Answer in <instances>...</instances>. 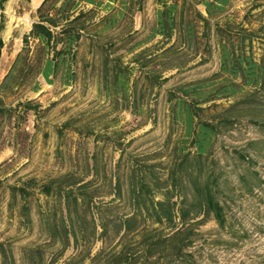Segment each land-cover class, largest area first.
<instances>
[{"label": "trees", "instance_id": "trees-1", "mask_svg": "<svg viewBox=\"0 0 264 264\" xmlns=\"http://www.w3.org/2000/svg\"><path fill=\"white\" fill-rule=\"evenodd\" d=\"M10 1L0 0V63L6 44L2 35L5 6ZM232 1L155 0L154 21L141 39L132 36L136 30L121 39L108 36L122 23L132 25L143 11L144 0H42L35 7L31 27L21 39L22 47L0 81L2 91L26 86L31 80L35 91L40 89V80L53 84L58 79L65 86L71 85L77 79L78 47L85 36L93 38L96 43L92 46L101 52L103 95L114 108L135 115L144 111L146 96L154 86L170 79L168 72L180 70L193 58L198 56L197 63L203 64L216 50L219 68L209 76L177 83L166 91L168 123L175 132L167 139L170 147L166 161L129 155L124 179L117 162L109 178L110 200L99 199L97 177L102 166L96 144L83 155L81 168L38 185L30 177L10 186L11 198L23 200L21 210L27 218L29 197L37 186L54 201L51 216L42 212V223L48 243H60L62 248L50 258H45L41 245L26 248L28 264H57L58 256L69 245L79 251L60 264H85L81 253L90 257V240L109 235L117 238L116 244L102 246L87 264L188 262L196 225L212 217L220 227L226 226V205L221 200L225 171L216 154L218 137L242 119L264 129V17L252 27V9L239 19L237 10L230 11ZM256 14L264 15V9ZM119 40L125 41V52L131 54L127 60L125 54L118 53L123 46L118 45ZM224 101H229L226 106ZM39 108L31 100L18 102L16 118L29 112L37 115ZM71 124V120L65 121L58 134ZM74 130L85 141L93 134L80 127ZM259 142L250 139L242 148L229 151L244 163L238 180L247 192L264 182L252 165L251 152ZM123 154L124 149L118 161ZM74 160L79 166V159ZM116 200L127 203V211L116 212V203L111 205ZM147 222L158 226L150 227ZM164 225L171 231L164 233ZM0 263L15 264L11 249L3 241Z\"/></svg>", "mask_w": 264, "mask_h": 264}, {"label": "rangeland", "instance_id": "rangeland-1", "mask_svg": "<svg viewBox=\"0 0 264 264\" xmlns=\"http://www.w3.org/2000/svg\"><path fill=\"white\" fill-rule=\"evenodd\" d=\"M41 1L7 2L6 24L2 32L6 44L0 63V81L22 47V36L31 27V13ZM155 9V0H144L143 11L135 16L133 24L122 23L108 37L121 39L124 34L136 30L132 36L135 39L144 38L154 21ZM232 9L237 10L236 16L239 19L252 9V27H257L264 15L256 13L264 9V0H233L230 11ZM91 32L95 33L94 30ZM92 39L85 36L80 42L77 79L71 85L65 86L58 79L53 84L40 80V89L35 91L31 80L26 86L0 90V241L11 249L15 264H28L24 255L26 248L41 245L45 247V258H50L51 253L59 252L62 246L60 243H48L42 223V212L51 216L50 207L54 201L40 193L37 186L29 197L27 218L21 210L23 200L11 198V185H20L30 177L38 185L71 169L81 168L83 155L96 144V149L101 151L99 163L102 166L101 174L97 177L98 195L103 202L110 200L112 196L107 194L111 190L109 178L117 162L120 176L124 179L128 173L129 155L137 159L149 156L154 161H166L168 136L175 135L168 123L166 91L177 83L209 76L219 68L216 50L203 64L197 63L198 56L193 58L180 70L168 72L170 79L160 87L154 86L146 96L148 102L144 111L135 115L127 109L114 108L103 95L101 52L97 46H92L96 43ZM155 41L157 39L152 43ZM124 42L118 41V45H123L118 53L125 54L124 59L127 60L131 54H126L127 46H124ZM28 100L39 105V113L35 115L29 112L16 118L17 103ZM228 102L224 101L223 106ZM67 120L72 121L71 128L64 129L62 135H59V127ZM74 127L83 128L84 132L92 131L93 134L85 141L84 136L77 134ZM250 139L261 141L254 146L255 151L251 155L253 167L264 179V129L242 119L233 128L221 133L217 142V158L225 171L222 176L221 200L226 205V226L222 228L212 217L206 218L195 226L196 234L188 249L191 252L190 260L170 264H264V182L252 192H247L245 184L238 180V170L244 169V163L241 164L229 153L242 148ZM122 149L124 154L118 161ZM76 158L80 161L79 166L75 165ZM165 166L163 163L162 167ZM160 197L158 193L157 198ZM115 203L116 212L127 211L128 204L123 200H116L111 205ZM147 225L158 226L150 222ZM163 231L167 233L171 227L164 225ZM117 241L112 235L103 240L91 239L88 243L92 247L90 257L102 246L111 248ZM78 251L79 248L69 245L58 256L57 264L76 255ZM81 254L84 263H89L90 257L85 252Z\"/></svg>", "mask_w": 264, "mask_h": 264}, {"label": "bare ground", "instance_id": "bare-ground-1", "mask_svg": "<svg viewBox=\"0 0 264 264\" xmlns=\"http://www.w3.org/2000/svg\"><path fill=\"white\" fill-rule=\"evenodd\" d=\"M37 0H33V2L35 3Z\"/></svg>", "mask_w": 264, "mask_h": 264}, {"label": "crops", "instance_id": "crops-1", "mask_svg": "<svg viewBox=\"0 0 264 264\" xmlns=\"http://www.w3.org/2000/svg\"><path fill=\"white\" fill-rule=\"evenodd\" d=\"M38 5H36L35 7H37Z\"/></svg>", "mask_w": 264, "mask_h": 264}]
</instances>
